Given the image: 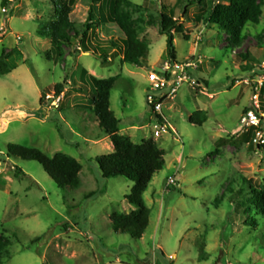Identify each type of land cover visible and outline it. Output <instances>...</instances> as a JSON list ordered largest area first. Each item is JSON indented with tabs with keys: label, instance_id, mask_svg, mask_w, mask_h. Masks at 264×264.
<instances>
[{
	"label": "rangeland",
	"instance_id": "1",
	"mask_svg": "<svg viewBox=\"0 0 264 264\" xmlns=\"http://www.w3.org/2000/svg\"><path fill=\"white\" fill-rule=\"evenodd\" d=\"M126 1L139 39L148 45L141 67L122 65L120 53L109 49L105 66L97 54L71 57L67 48L61 60L47 61L50 41L36 31L50 20L56 0H0V56L19 52L6 61L10 73L0 76L2 264H264V217L244 211L250 187L264 186V145H239L235 134L249 110L264 132V2L258 24H247L236 45L217 27L195 20L214 2L228 0H202L204 7L197 0ZM97 7L74 0L70 20L80 29ZM163 10L183 27L174 34L176 62L191 60L197 69L193 85H182L173 99L154 93L162 104L158 116L146 97L150 76L161 74L167 62L166 37L147 20ZM97 36L123 39L108 24ZM82 70L96 79L117 77L110 110L120 134L135 144L152 140L164 153V168L143 195L150 215L138 241L111 231L109 216L132 210L125 197L134 184L101 177L95 158L113 147L90 112L91 88L83 94L76 89ZM261 81L255 107L252 96ZM55 85L61 94L47 100ZM195 111L207 115L201 127L188 121ZM8 144L75 159L79 186L59 188L38 163L7 158ZM15 169L23 175L16 178Z\"/></svg>",
	"mask_w": 264,
	"mask_h": 264
},
{
	"label": "trees",
	"instance_id": "2",
	"mask_svg": "<svg viewBox=\"0 0 264 264\" xmlns=\"http://www.w3.org/2000/svg\"><path fill=\"white\" fill-rule=\"evenodd\" d=\"M90 2L92 5L98 4L96 13L90 8L83 27L77 29L70 20L74 0H56L50 20L43 23L36 31L38 37L50 41V48L44 53L45 59L55 63L63 58L64 49L67 48L71 57H78L81 53L97 54L101 60L100 64L105 66L109 62L110 50L112 53H120L122 65L141 67L148 54V45L139 39L138 27L129 12L130 4L126 0H90ZM263 2L264 0H228L227 4L214 2L207 10L196 15L195 20L206 26L217 27L238 45L244 27L247 24H258ZM195 3L204 7L202 0H197ZM106 24L115 26L123 39L99 40L97 29L100 25ZM147 26L154 28L158 35L166 37L165 60L170 63L176 62L174 34H182L183 27L174 19L173 12L163 10L157 17H149ZM18 53L17 50H11L0 56V76L10 73L6 61ZM116 79L117 77L96 79L86 70H82L75 86L80 94L91 88L90 112L113 147L111 153L95 158L101 177L104 179L119 177L134 184L129 195L125 197L132 210L128 214L112 213L109 216L111 231L115 235H127L132 240L138 241L148 227L150 215L144 204L143 195L153 176L164 168V153L152 140L135 144L129 137L120 134V122L110 110V95ZM53 93L54 98H57L61 94V86L55 85ZM44 99L45 94H42L40 105L44 103ZM157 120L162 122L158 116ZM188 121L193 126L201 127L207 122V115L203 111H195L189 116ZM260 127L262 129L261 125ZM251 135L252 130L243 133L237 143L239 145L250 143ZM6 153L7 158L38 163L59 188L76 189L80 184L81 165L67 155L56 153L49 157L36 148L17 144H8ZM22 175L21 171L15 169L16 178ZM244 201L246 206L244 211L253 210L264 217V186L250 187ZM2 247L3 244H0V264L4 249Z\"/></svg>",
	"mask_w": 264,
	"mask_h": 264
},
{
	"label": "built area",
	"instance_id": "3",
	"mask_svg": "<svg viewBox=\"0 0 264 264\" xmlns=\"http://www.w3.org/2000/svg\"><path fill=\"white\" fill-rule=\"evenodd\" d=\"M197 66L195 62L191 60H186L183 62H165L162 67L161 74L158 76H150L151 91L146 97L147 107L158 116L162 113V104L158 102L155 97L158 93L159 97L173 99L177 94L178 90L182 85H193L191 79V72L195 71ZM264 81V75L262 76ZM259 85L255 86V93L252 96V102L255 107H258V90L262 85V81L258 82ZM153 93V94H152ZM54 99V97L47 96V100ZM59 100L56 99L54 102V107H58ZM162 119V118H161ZM260 120L257 117L254 110H249L240 120V126L236 131V135H242L243 133H248L252 130L251 143L258 147L264 145V132L260 127ZM1 173V169H0ZM169 183H174L173 179L169 180Z\"/></svg>",
	"mask_w": 264,
	"mask_h": 264
},
{
	"label": "water",
	"instance_id": "4",
	"mask_svg": "<svg viewBox=\"0 0 264 264\" xmlns=\"http://www.w3.org/2000/svg\"><path fill=\"white\" fill-rule=\"evenodd\" d=\"M84 55H88V53H84Z\"/></svg>",
	"mask_w": 264,
	"mask_h": 264
},
{
	"label": "crops",
	"instance_id": "5",
	"mask_svg": "<svg viewBox=\"0 0 264 264\" xmlns=\"http://www.w3.org/2000/svg\"><path fill=\"white\" fill-rule=\"evenodd\" d=\"M189 118V117H188Z\"/></svg>",
	"mask_w": 264,
	"mask_h": 264
}]
</instances>
